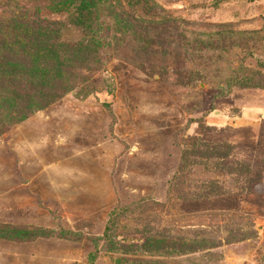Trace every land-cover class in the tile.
<instances>
[{"label":"rangeland","instance_id":"374dc122","mask_svg":"<svg viewBox=\"0 0 264 264\" xmlns=\"http://www.w3.org/2000/svg\"><path fill=\"white\" fill-rule=\"evenodd\" d=\"M13 25L51 100L0 118V264H264V0H0Z\"/></svg>","mask_w":264,"mask_h":264},{"label":"trees","instance_id":"16d2710c","mask_svg":"<svg viewBox=\"0 0 264 264\" xmlns=\"http://www.w3.org/2000/svg\"><path fill=\"white\" fill-rule=\"evenodd\" d=\"M11 25V23L9 24ZM42 25V24H41ZM40 24L37 26H34L31 29V32L35 35H42V38L44 36V40L47 39V30H44V27H41ZM13 27L17 28L15 35L11 36L12 38H9L7 36L3 37L0 35V46L3 45L4 50L0 49V118L2 119L1 122L4 121V117L9 119L10 125H14L18 122H21L22 120L27 119L31 115H33L35 112L43 109L47 104H49L50 100L48 97H46V92L39 95V94H31L27 93V95H24V93H21L23 90V86L25 82H21V77L23 78V73H28V69H20V64H23L22 59H20L18 62L16 61L18 59V51H15L14 49L7 48V44H13L15 42L20 43L25 42L26 45H31L32 47L36 42L44 41L43 39H37L34 40L31 38L30 34H21L20 25H13ZM9 27H6L7 34L11 33L7 31ZM38 31V34H37ZM41 31V32H40ZM52 31V30H51ZM34 37V36H33ZM57 37V36H56ZM35 38V37H34ZM8 39L10 42H8ZM5 41V42H4ZM8 42V43H6ZM56 45V44H55ZM64 57V54H63ZM69 60V59H68ZM61 64H67L68 62L65 58L60 61ZM68 65V64H67ZM22 70V71H21ZM62 69L58 70L57 74L58 76L61 75ZM20 74V75H19ZM31 75V72L29 73ZM56 72H52V75L55 76ZM56 74V75H57ZM33 75V74H32ZM21 76V77H20ZM21 88V89H20ZM26 89V87L24 86ZM45 95V97H44ZM0 122V123H1ZM2 130L0 129V135Z\"/></svg>","mask_w":264,"mask_h":264}]
</instances>
